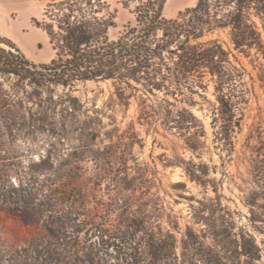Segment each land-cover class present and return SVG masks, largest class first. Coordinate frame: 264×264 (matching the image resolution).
Returning <instances> with one entry per match:
<instances>
[{
	"label": "rangeland",
	"instance_id": "374dc122",
	"mask_svg": "<svg viewBox=\"0 0 264 264\" xmlns=\"http://www.w3.org/2000/svg\"><path fill=\"white\" fill-rule=\"evenodd\" d=\"M55 1L0 0V37L37 65L56 56L44 30ZM106 1L115 40L135 17L120 0ZM197 2L167 0L163 14L176 19ZM258 24L264 39V19ZM234 54L253 92L231 154L214 143L209 104L199 96L189 107L207 135L193 151L176 134L141 124L139 98L126 107L110 82L60 85L0 71V248L14 253L44 236L43 221L19 216L23 202L54 189L70 196L57 210L72 201L84 210L82 225L68 229L78 242L59 248L79 252V264H149L155 255V264H264V58Z\"/></svg>",
	"mask_w": 264,
	"mask_h": 264
},
{
	"label": "trees",
	"instance_id": "16d2710c",
	"mask_svg": "<svg viewBox=\"0 0 264 264\" xmlns=\"http://www.w3.org/2000/svg\"><path fill=\"white\" fill-rule=\"evenodd\" d=\"M166 2L120 0L134 15L135 23L125 26L113 40L109 32L116 27L115 17L106 0L55 1L48 5L45 15L49 22L44 27L56 50L55 58L48 64H34L11 39L0 37V44L8 47H0V71L26 78L39 76L60 85L110 82L126 107L132 98H139L141 124L176 134L193 151L207 135L203 121L189 107L199 96L209 104L214 143L231 154L253 92L247 85V70L234 51L264 58L258 24L264 19V0H198L194 8L176 19L164 16ZM259 81L264 88V68ZM188 173L192 176L195 172L188 169ZM22 190V194H29L28 189ZM17 191L13 189V193ZM47 192L52 195L42 192L41 199L31 206L23 202L27 211L19 216L25 223L36 221L34 216L43 221L44 236L35 237L28 247L14 253L0 248V264L83 262L79 252L59 249L68 241L78 242L68 229L73 228V221L82 225L78 218L84 215L81 203L72 201L67 211L57 210L70 196L54 189ZM1 201L7 202L5 197ZM95 230L100 231L98 226ZM156 257L149 256V264H155Z\"/></svg>",
	"mask_w": 264,
	"mask_h": 264
},
{
	"label": "bare ground",
	"instance_id": "6f19581e",
	"mask_svg": "<svg viewBox=\"0 0 264 264\" xmlns=\"http://www.w3.org/2000/svg\"><path fill=\"white\" fill-rule=\"evenodd\" d=\"M2 18H3V16L1 15V16H0V23H1ZM12 31H13V30H12ZM8 33H9L10 35H12L11 31H8Z\"/></svg>",
	"mask_w": 264,
	"mask_h": 264
}]
</instances>
